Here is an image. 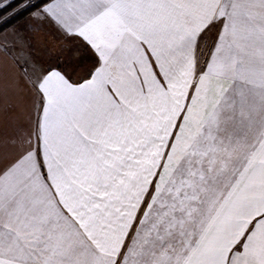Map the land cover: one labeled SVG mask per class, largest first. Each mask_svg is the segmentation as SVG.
I'll return each mask as SVG.
<instances>
[{"label":"snow or ice","instance_id":"snow-or-ice-1","mask_svg":"<svg viewBox=\"0 0 264 264\" xmlns=\"http://www.w3.org/2000/svg\"><path fill=\"white\" fill-rule=\"evenodd\" d=\"M0 264H264V0H0Z\"/></svg>","mask_w":264,"mask_h":264}]
</instances>
